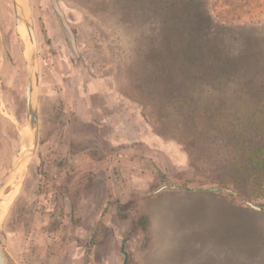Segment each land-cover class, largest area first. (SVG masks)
<instances>
[{"label": "rangeland", "instance_id": "374dc122", "mask_svg": "<svg viewBox=\"0 0 264 264\" xmlns=\"http://www.w3.org/2000/svg\"><path fill=\"white\" fill-rule=\"evenodd\" d=\"M189 1L0 0L5 264H264V0Z\"/></svg>", "mask_w": 264, "mask_h": 264}, {"label": "trees", "instance_id": "16d2710c", "mask_svg": "<svg viewBox=\"0 0 264 264\" xmlns=\"http://www.w3.org/2000/svg\"><path fill=\"white\" fill-rule=\"evenodd\" d=\"M191 5H189V9L186 11L187 15L192 17V19H198L199 17H201L203 19V15H202V12L198 13L199 12V6L195 5L196 3L193 1V0H190L189 1ZM198 9L197 12L193 13V9ZM191 24V23H190ZM193 26V27H192ZM173 27V25L171 26ZM180 26H178L179 28ZM188 27H191L189 29H187V27L185 26L184 28L180 29L182 32H185L187 30V35H182V36H185V39L187 40V42L191 45V49L190 50H193V55H190L189 56V59L190 60H193V62H195L198 66H200L202 69L199 71V77L198 79L200 81H214L212 80V75L209 74V75H206L207 78L204 77V74L203 72H206L208 69H207V66H205L206 62L204 61V57L202 59L198 58L197 56V53L196 51L197 50H200L202 49L201 46H197L195 44V42L197 43V36L201 35V33H204L206 31V29H204V26L203 27H197L194 25H189ZM197 38V39H196ZM196 39V40H195ZM203 51L207 54H210V52H206L203 48ZM210 63V62H208ZM203 70V71H202ZM263 91H264V88H263ZM256 113H258L259 115L255 117V120H256V125L258 126V128L260 127V125H264V100L261 102V104L258 106V110L256 111Z\"/></svg>", "mask_w": 264, "mask_h": 264}, {"label": "water", "instance_id": "95a60500", "mask_svg": "<svg viewBox=\"0 0 264 264\" xmlns=\"http://www.w3.org/2000/svg\"><path fill=\"white\" fill-rule=\"evenodd\" d=\"M55 8H56L58 14L60 15L63 23L65 24L66 28L69 30V32L71 34V38H72V43L75 46V37H74L73 33L71 32V29L69 27V24L67 23V20H66V18L64 16L63 12L59 8V6H57V3L56 2H55ZM28 29H29V33H30V36H31L33 45L36 48L37 47V41H36V37H35V33L33 31V28H31L30 26H28ZM27 99H28V106L31 107V104H32V87H31V85H29V88H28ZM37 122H38L37 115L34 114L35 140H34V144L33 145H35V146L37 144V134H38L37 133ZM250 206L252 208H254V209H257L253 205H250ZM0 264H5V260H4V257H3V253L1 251V247H0ZM125 264H127V259L125 261Z\"/></svg>", "mask_w": 264, "mask_h": 264}, {"label": "bare ground", "instance_id": "6f19581e", "mask_svg": "<svg viewBox=\"0 0 264 264\" xmlns=\"http://www.w3.org/2000/svg\"><path fill=\"white\" fill-rule=\"evenodd\" d=\"M19 1H21V0H19ZM20 9L22 10L21 6H20ZM24 29H26V28H24ZM19 171H15V172L10 173L8 176V179H7V180H9L8 182H12L13 180L16 181V179L18 180L19 178H21L20 177L21 173ZM4 184H5V182H3V184H1V182H0V191L3 189ZM7 200H8V198H0V216H1L2 212L4 211L5 207L7 206V204L9 203ZM0 218H2V217H0Z\"/></svg>", "mask_w": 264, "mask_h": 264}, {"label": "crops", "instance_id": "0c3cea01", "mask_svg": "<svg viewBox=\"0 0 264 264\" xmlns=\"http://www.w3.org/2000/svg\"><path fill=\"white\" fill-rule=\"evenodd\" d=\"M21 1H23V0H21ZM103 118H105V116H103ZM114 121H116L115 118L113 119V123H114ZM28 140H29V139H28ZM18 180H19V179H18ZM18 180L16 179V181H14V182H17Z\"/></svg>", "mask_w": 264, "mask_h": 264}]
</instances>
